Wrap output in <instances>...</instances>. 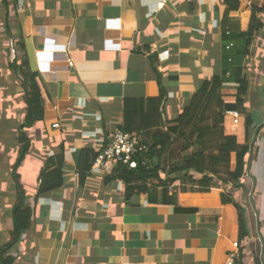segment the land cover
Masks as SVG:
<instances>
[{
  "label": "crops",
  "instance_id": "1",
  "mask_svg": "<svg viewBox=\"0 0 264 264\" xmlns=\"http://www.w3.org/2000/svg\"><path fill=\"white\" fill-rule=\"evenodd\" d=\"M155 2L0 0V264L2 256H11L12 264H264V8L256 13L263 27L239 59L249 135L243 115L234 123L226 111L223 119L224 133L250 147L240 186L223 174L218 193L179 192L182 206H197L186 212L146 195L125 199L123 183L110 174L89 170L84 183L78 181L80 150L107 143L123 124L125 100L163 91V119L177 117L203 81L233 66V47L226 46L242 40L226 32L246 31L252 8L264 4L238 0L227 12L224 0H176L151 13ZM14 57L37 73L41 90L43 119L24 129L23 99L19 106L11 100L16 90L22 96L9 68ZM235 90L233 82L222 85L225 102H233ZM22 138L28 150L15 169ZM182 144L173 145L175 159L182 158ZM62 148V185L37 195L40 171L58 165ZM19 187L31 223L3 253ZM221 192L232 201L221 203Z\"/></svg>",
  "mask_w": 264,
  "mask_h": 264
},
{
  "label": "trees",
  "instance_id": "2",
  "mask_svg": "<svg viewBox=\"0 0 264 264\" xmlns=\"http://www.w3.org/2000/svg\"><path fill=\"white\" fill-rule=\"evenodd\" d=\"M224 2L227 12L236 10L239 6L238 0H224ZM263 8L264 4L252 8L246 31L238 33L236 30L228 31L229 39L242 40L237 47L235 43L231 46L232 49L229 47L233 50L229 53L232 57H229L226 52L227 59L228 57L231 61L235 59L233 63L231 62L233 66L229 70L226 68L221 74L203 81L177 117L170 120L163 119L165 99L163 91L154 98L124 101L123 124L120 128L137 133L147 146V151L136 157L135 167L118 164L110 174V179L123 183L125 199H130L134 195H146L152 203L173 205L176 211L195 212L197 206L184 207L180 204L179 192L189 190L197 193L210 191L218 193L216 191V188L219 187L218 179L223 174L236 186L241 185V178L248 171L250 147L248 144L237 143L234 135L224 133L223 119L226 111H236L239 116L243 115L246 132L249 135V127L252 122L244 107L247 80L239 59L248 54L252 38L263 27L262 21L256 15ZM9 68L13 71L22 90V99L25 105V114L20 127L21 129L31 127L43 119L39 77L36 72L29 69L26 60L18 62L14 57L9 63ZM227 71L229 77H226ZM225 82H233L236 85L233 102H225L223 99L221 87ZM21 141L23 145L17 157L15 169L24 159L28 150L26 139L22 138ZM178 142L183 143L181 159H175L174 155L173 145ZM97 153L98 150L94 151L90 147L80 150L79 183H84ZM232 153H234L235 166L231 170ZM56 158L58 165L52 168L47 163L45 168L40 171L37 195L46 194L62 185L63 148ZM168 158L174 159V161L167 162ZM49 161H53V158H50ZM190 171L201 174V177L197 179L192 177L189 175ZM14 178L17 179V176L14 175ZM220 183L223 182L220 181ZM220 201L227 203L231 202L232 198L221 192ZM31 215L29 200L23 188L19 187L17 201L12 208V237L3 247V253L11 248L23 231L29 228ZM239 232L240 239H242L245 235L242 225ZM12 262L11 256H2L1 264H12Z\"/></svg>",
  "mask_w": 264,
  "mask_h": 264
},
{
  "label": "built area",
  "instance_id": "3",
  "mask_svg": "<svg viewBox=\"0 0 264 264\" xmlns=\"http://www.w3.org/2000/svg\"><path fill=\"white\" fill-rule=\"evenodd\" d=\"M176 0H156L153 7L151 8V13L156 12L158 9L162 8L167 2H173ZM228 33V31L226 32ZM233 46L230 42L227 48ZM233 116V122L238 121L239 115L236 111L229 112ZM59 123L54 122L52 124L53 128H57ZM147 151V146L143 143L142 138L134 132L125 131L121 128H115L109 135L107 143L98 150L95 156L90 173L93 174H111L113 169L118 165L122 164L128 167H135L137 164L136 157L143 155ZM234 246L238 243L234 242ZM224 264H234L232 259H229Z\"/></svg>",
  "mask_w": 264,
  "mask_h": 264
},
{
  "label": "rangeland",
  "instance_id": "4",
  "mask_svg": "<svg viewBox=\"0 0 264 264\" xmlns=\"http://www.w3.org/2000/svg\"><path fill=\"white\" fill-rule=\"evenodd\" d=\"M17 83V85H15V83H13V85L14 86H19V84H18V82H16ZM20 87V86H19ZM0 90H2L1 88H0ZM17 91V93H15V94H12L13 96H12V99L11 100H14V101H12L13 102V106H19L18 105V103H22V96H21V91H20V89L19 90H16ZM1 92V91H0ZM1 100V99H0ZM16 102H18V103H16ZM4 103V102H3ZM14 103H16V104H14ZM0 129H1V132H2V130H4V129H2V127H0ZM4 133V132H3Z\"/></svg>",
  "mask_w": 264,
  "mask_h": 264
}]
</instances>
